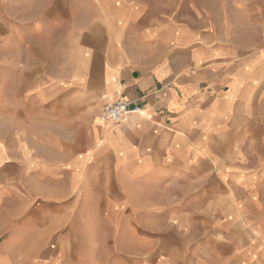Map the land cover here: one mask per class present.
<instances>
[{
    "label": "crops",
    "instance_id": "crops-1",
    "mask_svg": "<svg viewBox=\"0 0 264 264\" xmlns=\"http://www.w3.org/2000/svg\"><path fill=\"white\" fill-rule=\"evenodd\" d=\"M139 17L116 4L96 29L65 38L64 59L61 33L45 22L0 33L24 88L21 106L10 107L21 126L2 131L23 136V173L16 160L3 164L1 146L0 179L23 202L61 195L87 205L95 192L108 200L111 183L113 204L151 216L139 225L155 235L146 238L154 264H264L263 224L245 219L254 210L245 196L255 182L253 140L264 135V46L246 50L188 21ZM51 49L53 63L44 57ZM112 95L140 108L116 127L98 112ZM175 181L197 184L194 195L207 201L159 203V192L144 187L166 192ZM239 220L259 237L237 241ZM170 236L182 238L183 250L170 247Z\"/></svg>",
    "mask_w": 264,
    "mask_h": 264
},
{
    "label": "rangeland",
    "instance_id": "rangeland-1",
    "mask_svg": "<svg viewBox=\"0 0 264 264\" xmlns=\"http://www.w3.org/2000/svg\"><path fill=\"white\" fill-rule=\"evenodd\" d=\"M122 2L136 8L140 15L137 21L170 17L216 31L223 43L235 47L256 50L264 46V0H0V33L5 35L6 31L14 30L16 35L28 22L39 26L45 22L47 32L61 33L63 49H58L59 57L64 59L69 51L64 43L67 36L83 34L92 25L96 29L103 14ZM53 53L51 49L44 55L45 58L50 56L52 63ZM11 57L16 56L7 55L5 44H0V147L3 155H8L3 164L18 161L20 165L17 164L16 171L21 175L23 136L2 132L6 127L21 126V113L11 108L21 106L24 88L20 72L12 69ZM106 98L104 96L98 110L100 117ZM261 125L264 130V119ZM253 141L255 182L245 196L251 195L254 210L245 219L263 224L259 234L264 239V135L255 134ZM5 170L1 169L0 175L5 174ZM0 181V264H154L150 262L153 247L146 238L155 235L139 225L151 216L134 213L133 207L127 205L113 204L117 200V190L111 183L104 189L108 200L95 192L94 199L87 205L85 199L61 195L23 202L20 193H12L7 184ZM144 187L159 192L154 193L159 203L173 201L175 205L199 207L207 201L194 195L198 186L190 182L175 181L169 184L166 192L162 191V184L151 183ZM245 196H239L237 202H244ZM21 206L24 207L21 209ZM239 221L241 226L233 227L236 240L250 239L254 230L246 229V220ZM258 237L255 234L254 240ZM181 239L170 236V247L183 250Z\"/></svg>",
    "mask_w": 264,
    "mask_h": 264
},
{
    "label": "built area",
    "instance_id": "built-area-1",
    "mask_svg": "<svg viewBox=\"0 0 264 264\" xmlns=\"http://www.w3.org/2000/svg\"><path fill=\"white\" fill-rule=\"evenodd\" d=\"M140 110L139 107H131L123 98L112 95L107 97L102 105L101 119L112 125L124 123L133 113Z\"/></svg>",
    "mask_w": 264,
    "mask_h": 264
},
{
    "label": "bare ground",
    "instance_id": "bare-ground-1",
    "mask_svg": "<svg viewBox=\"0 0 264 264\" xmlns=\"http://www.w3.org/2000/svg\"><path fill=\"white\" fill-rule=\"evenodd\" d=\"M134 115V114H133ZM125 123V122H124Z\"/></svg>",
    "mask_w": 264,
    "mask_h": 264
}]
</instances>
